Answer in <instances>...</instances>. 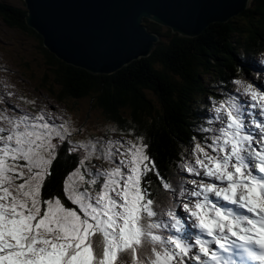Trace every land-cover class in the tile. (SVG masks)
Instances as JSON below:
<instances>
[{
	"label": "snow or ice",
	"instance_id": "1",
	"mask_svg": "<svg viewBox=\"0 0 264 264\" xmlns=\"http://www.w3.org/2000/svg\"><path fill=\"white\" fill-rule=\"evenodd\" d=\"M234 84L210 101L174 177L135 125L85 134L6 86L0 264H264V77Z\"/></svg>",
	"mask_w": 264,
	"mask_h": 264
},
{
	"label": "water",
	"instance_id": "2",
	"mask_svg": "<svg viewBox=\"0 0 264 264\" xmlns=\"http://www.w3.org/2000/svg\"><path fill=\"white\" fill-rule=\"evenodd\" d=\"M250 1L25 0V20L65 65L81 75L107 76L153 51L159 34L149 33L144 17L193 38L205 27L228 23L245 12ZM49 67L57 79L63 76L61 65L54 62Z\"/></svg>",
	"mask_w": 264,
	"mask_h": 264
},
{
	"label": "trees",
	"instance_id": "3",
	"mask_svg": "<svg viewBox=\"0 0 264 264\" xmlns=\"http://www.w3.org/2000/svg\"><path fill=\"white\" fill-rule=\"evenodd\" d=\"M27 11L21 7L11 5L10 2L0 3V17L9 26H18L21 30H27L31 32L29 26L25 22V16ZM238 19L242 21V24L235 26L236 30L232 34V49L235 53H240L239 48H243L248 54L264 49V0H252L249 9L238 16ZM150 30H157L156 24L146 22ZM263 26V27H262ZM155 30V31H156ZM229 30H232L230 24L226 31L220 28H214L209 33L205 34V38L202 44L197 45L199 39H187L190 42L191 49L194 45L199 48V53H204L203 58H207L210 55L207 46L214 44L213 49L216 54L220 53L219 43L215 40L221 41L223 38L228 37ZM162 36L172 37L171 46L177 44L182 38L172 34L171 31L166 33L164 30L159 31ZM32 34L39 37L38 33L32 29ZM224 34V35H223ZM237 36V42L235 37ZM228 40L223 42V46H227ZM40 49L44 52L43 56L46 59V74L52 75V71L48 66L53 61H59V59L40 46ZM166 52L167 56L171 58L174 51H166V47L160 43L157 45L155 53ZM222 54V53H221ZM154 53L152 54L153 57ZM187 55H190L187 53ZM222 65L224 66V72H228L229 69L236 68V63L232 58L231 53H224ZM151 58L149 59L150 63ZM171 63H174L170 59ZM148 63V59H142L135 62L129 68L132 70L130 73L124 75L123 78H116L115 75L111 76H92L90 80L88 73L81 75L78 70L62 64L63 76L59 79L54 76L53 81L58 86L64 84L69 87L67 92L70 94H76L83 96L82 100L89 99L95 107L105 109L108 113L116 117L115 121L123 128L126 125H135L138 132H144L151 137V148L150 151L156 155V159L159 162L161 169H167L169 164L174 162L180 148L178 139L185 134L188 130L187 118L185 116L184 106L180 108V103L183 102L182 98L185 95H191L197 88L198 79L196 84H188L184 87H180L177 83L173 85V79L169 81L171 85H159L157 83H151L150 78H143L142 75H147L145 70ZM132 67V68H131ZM224 73L220 76L223 77ZM228 75H231L229 72ZM140 77L141 82H134L136 77ZM125 85L119 81L125 79ZM32 82V79H30ZM165 80V78H163ZM185 81H188L187 79ZM166 83V82H165ZM31 85V84H30ZM89 85L87 88L86 86ZM165 86V87H164ZM163 88V89H162ZM189 88L190 91H189ZM37 91L40 89L35 87ZM95 89L99 90L98 97L93 95L91 92ZM146 90H152L153 92L160 95L161 99L165 100L162 103V108H158L149 97ZM164 90V91H163ZM35 92V91H34ZM146 96H145V95ZM166 95V96H165ZM61 102H64L61 97H57ZM85 105L84 101L81 102ZM130 103V104H128ZM122 113V114H119ZM71 163V160H61L58 165V172L63 171V168Z\"/></svg>",
	"mask_w": 264,
	"mask_h": 264
},
{
	"label": "rangeland",
	"instance_id": "4",
	"mask_svg": "<svg viewBox=\"0 0 264 264\" xmlns=\"http://www.w3.org/2000/svg\"><path fill=\"white\" fill-rule=\"evenodd\" d=\"M1 2H10L12 5H23V0H0ZM33 37H36L32 34ZM38 54L43 56L44 52L42 49H36V42L28 37L25 32L20 29L8 27L4 21L0 18V68L3 70L8 68L9 72L3 71V76L12 80L13 82L6 81V78H0V83L3 89H5L6 84L8 85L11 91L17 93L18 96H24V87L23 84L26 82V79L29 76L33 75V71H36V65L42 66L41 61L44 60L43 57H37L40 59V64L36 63L35 66L32 64L31 59ZM0 69V74L2 73ZM15 70V71H14ZM41 73V72H40ZM38 75V74H34ZM42 76H45V79L54 82L52 78L53 75L49 76L45 72ZM44 79L46 87H49L50 82ZM41 81V79H40ZM12 86V87H11ZM63 88V86H59ZM6 90V89H5ZM33 90L38 94L39 91L33 87ZM164 91V90H163ZM75 99V98H71ZM84 101L85 107L77 111L81 121L92 126H98L106 123L103 116L104 112L99 108H94L89 99L80 100ZM47 102L61 103L58 102L56 98L48 99ZM73 101V100H72ZM66 102L64 104L67 105ZM63 104V103H61ZM81 106V104H80Z\"/></svg>",
	"mask_w": 264,
	"mask_h": 264
},
{
	"label": "bare ground",
	"instance_id": "5",
	"mask_svg": "<svg viewBox=\"0 0 264 264\" xmlns=\"http://www.w3.org/2000/svg\"><path fill=\"white\" fill-rule=\"evenodd\" d=\"M263 27V26H262ZM34 31H36L35 29H33ZM37 32V31H36ZM38 33V32H37ZM253 65H254V63H253Z\"/></svg>",
	"mask_w": 264,
	"mask_h": 264
}]
</instances>
